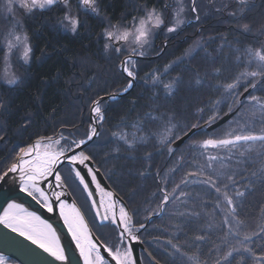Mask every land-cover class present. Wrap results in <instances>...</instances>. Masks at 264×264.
Wrapping results in <instances>:
<instances>
[{"label":"trees","instance_id":"obj_1","mask_svg":"<svg viewBox=\"0 0 264 264\" xmlns=\"http://www.w3.org/2000/svg\"><path fill=\"white\" fill-rule=\"evenodd\" d=\"M171 1L162 0V3ZM143 3L145 0H99L101 11L97 15L78 8L77 0H72L73 13L79 15L82 23L76 34L57 25L58 16L63 15L60 9L32 16L22 14L23 28L30 37L34 56L29 64L21 63L17 68L18 84L9 86L0 81V174L10 166L20 148L32 144L39 136L63 131L65 135L82 138L90 125L91 101L110 97L127 87L129 78L119 70L125 56L111 49L106 51L101 34L109 24H130L133 16L141 14L139 5ZM195 5L197 12H190L193 20L188 25L184 24L175 33L157 31L145 51L151 58H136L137 76L133 88L116 99H104L108 110L101 135L86 149L113 191L126 203L129 213H134L137 226L146 224L139 233L140 239L160 264H190L185 253L191 255L192 242L201 234L205 239L196 243L203 259H214L217 255L214 249L225 248L219 229L208 227L211 219L216 225L223 220V213L214 210L216 193L210 186L201 184L200 177L192 176L183 189L193 194L194 201H189V207L194 205L201 213L199 217L174 215L176 205L170 202L160 216L148 219L159 211L164 192L171 193L187 173L197 170V164L206 165L207 155L227 156L223 149H209L201 155L200 150L190 146L193 141L221 136L230 125L236 127L232 116L225 124L208 130L207 121L213 115L209 111L210 101H223L217 106L220 116L229 111L227 105L232 103L231 97L208 84H214L216 79H230L241 70L235 59L237 48L243 51L248 46L264 47V0H245L243 6L237 0H195ZM244 24L250 25L249 31L242 29ZM197 42L204 45L203 50L189 54L187 50ZM2 54L0 52V63ZM181 58L182 62L173 64ZM169 64L173 67L165 72ZM214 68L222 69L218 78L212 76ZM154 70L164 83L179 77L173 95H166L161 87L153 86L147 74ZM197 74L205 81L203 86L196 85ZM240 91L243 92V88ZM198 108H203L204 112H198ZM148 113L153 116L174 114L175 131L180 137L192 129L191 125L199 127L180 145H176L177 139L171 144L161 143L153 133H160L162 124L150 119ZM138 121L143 123L137 132L133 124ZM262 128L264 118L257 113L253 130L259 132ZM120 130L130 137L136 132L137 136L147 135L148 139L129 149L112 136ZM169 147L174 150L172 153ZM260 151L259 144L255 145L239 165L235 163L236 156L225 161L237 172L236 188L244 192L237 200V211L244 222L242 231L256 233L246 243L257 254L264 252V231H261L264 228V175L261 174L264 155L258 154ZM215 167L220 171L218 163ZM174 168L176 171L172 172ZM205 170L210 171L206 167ZM230 195L234 196L235 190L230 191ZM229 239L236 244L235 239ZM169 241L178 245L180 251L172 248ZM242 255L244 264H255L249 253ZM232 261L238 264L239 255L234 254Z\"/></svg>","mask_w":264,"mask_h":264},{"label":"snow or ice","instance_id":"obj_2","mask_svg":"<svg viewBox=\"0 0 264 264\" xmlns=\"http://www.w3.org/2000/svg\"><path fill=\"white\" fill-rule=\"evenodd\" d=\"M237 2L241 6L245 4V0H237ZM77 7L97 15L101 11L99 0H77ZM56 9L63 12V15L57 18V25L65 31L76 34L79 28L82 27V23L79 15L73 13L71 0H2L0 2V22L5 25L3 31H0V52L4 54L3 60L6 66H15L13 57L17 53L20 54L18 60H22L25 65L29 64L34 56L30 37L20 27L21 22L17 18L18 10L32 16L37 12L44 14ZM186 10L188 9L185 0H173L171 4L162 3V0H155L154 3L152 0H145V3L139 5L141 14L133 16L130 24L127 26L109 24L104 29L101 34L105 40L104 49L106 51L111 49L116 54L125 56L121 63L123 72L129 78V82L123 91L127 92L133 86V81L137 76L138 61L136 57L142 58L145 56V46H150L156 30L166 28L167 32L175 33L177 29L185 24L184 14ZM190 10L193 13L197 12L195 0H191ZM242 12L243 7H241V14ZM169 14L171 15V23H166ZM196 19H199L198 15ZM242 29L249 31L250 25L244 24ZM203 47V44L197 42L193 48L187 51L191 54L197 49L203 50ZM235 51L238 53L235 59L239 62L238 66L241 70L230 79L223 81L216 79V82L214 84L209 83L208 87L232 98V103L227 105L229 111L225 115L235 117L232 123L236 127L230 125L221 136L193 141L190 145L194 150H200L201 155L207 153L209 149H223L226 150L227 156L207 155L206 165L197 164V170L187 173L180 184L175 185L171 193L164 192L160 212L154 213L155 215L161 214L164 207L171 202L176 205L174 215L185 218L199 217L201 213L195 210L194 205L189 207V201H194L193 194L183 190L191 182L190 178L192 176L202 178L199 182L205 186H210L214 190L216 193L214 210L223 213V220L219 225H216L215 220L211 219L208 227L219 229L222 233L221 240L225 248L217 247L214 249V252L217 253L214 259H203V253L199 250L196 242L203 241L205 236L203 234L197 235L192 242L194 250L191 255L185 253L190 264H233L234 254L239 255L238 264H244L245 257L242 253H249L254 258L255 264H264V252L257 254L246 243L256 233L249 234L242 231L244 222L239 219L237 200L244 196V192L236 188V170L225 163L226 160L231 161L233 156L237 157L235 160L236 165L243 163L248 153H251L257 144L261 149L258 154L264 155V128L259 132L253 130L256 114L259 113L264 118V95L254 94L256 92L264 93V47L253 48L248 46L243 51L239 48ZM179 62H182V58L173 62V64ZM173 64L166 65L165 72L171 69ZM221 72V68H214L212 76L218 78ZM147 77L152 80L153 86L161 87L165 94L169 96L174 94L176 84L179 83V77L164 83L161 77L155 74V70L153 73L147 74ZM3 81L12 86L20 82V77L14 71L6 72ZM195 83L198 86H203L205 81L199 78V74H197ZM241 88H243V92L240 91ZM111 99H115V95H112ZM222 102L219 99L210 101L212 106L209 111L213 112V115L208 118L209 125L221 119L217 106ZM91 104L92 122L82 138L77 139L74 134L65 135L63 131L52 135L39 136L33 144L20 148L7 170L0 174V179H3L9 173H16L18 174L19 190L21 192L26 193L49 213H53L58 208L59 216L75 242L83 264H111L113 261L115 264H137L129 242L139 240L138 232L140 229L145 228V224L137 226L133 219L134 213H129L126 205L120 201L113 191L102 187L101 181L98 179V169L90 166L94 162V157L86 149L89 142L94 143L95 138L101 135L105 114L108 110L103 97L92 100ZM197 111L203 113L204 109L198 108ZM146 115L150 119L159 120L162 124V131L153 133V135H158L159 142L171 144L174 140L181 139L175 131L177 125L174 123V114L160 113L153 116L148 113ZM142 123L143 121H138L133 124V128L137 132L140 131ZM197 127H199L198 124L191 125L192 129ZM112 136L118 143L123 142L129 149L134 148L137 143L146 142L148 139L147 135L137 136L136 132H133L130 137L123 130L113 132ZM168 150L170 153L174 151L171 147ZM115 151L118 152L119 147ZM148 158H150V155ZM180 159L183 160V157L181 156ZM216 163L220 165V171H217ZM63 166L69 168V176L62 175ZM205 167L210 171H206ZM175 171V168L172 169V172ZM212 173L216 174L213 175ZM261 174L264 175V170ZM70 177L78 181L83 191L87 193L88 199L92 202V207L96 209V217L102 223L110 220L112 224L117 225L119 232L115 244H101L95 241L75 201L69 204L64 199L68 194V180ZM88 177H90V180ZM45 184L49 188L60 189V191H52L49 194L45 190ZM92 185H94V188L91 187ZM178 190L179 194L177 195ZM232 190H235L234 196L230 195ZM97 194L100 196L99 202L94 199ZM105 198H107V203ZM117 205H119L118 208ZM101 209H103V212ZM0 225L23 237L24 240L35 245L36 248L41 249L54 262L68 264V257L64 246L61 244L57 229L35 211H29L23 204L15 201L8 203L7 207L0 212ZM176 227L179 228L180 225L177 224ZM261 231H264V228ZM229 238L235 239L236 244H232ZM169 244L176 251H180L178 245L173 244L171 241H169ZM101 248L110 257V260L101 254ZM0 264H7L6 257L3 255H0Z\"/></svg>","mask_w":264,"mask_h":264},{"label":"water","instance_id":"obj_3","mask_svg":"<svg viewBox=\"0 0 264 264\" xmlns=\"http://www.w3.org/2000/svg\"><path fill=\"white\" fill-rule=\"evenodd\" d=\"M119 70H121V72L124 73L122 63L120 64ZM134 82L135 81H133V86H134ZM131 88L128 89L127 92L122 91L121 93L116 94L115 97L123 96L124 94L128 93L131 90ZM105 98L111 99V96L103 97V99ZM229 117H231V115H225L221 117V119H218L217 121H215L208 128L214 129L215 127L225 123V121ZM192 131L193 129L187 132V135H183L181 139H178L176 141V144H181L182 141H184L186 138L192 135L191 134ZM90 166L93 167L94 169H97L94 166V163H92ZM84 171L86 172V169ZM12 174H15V173H9L7 176L3 177V179H0V212H2L3 208L7 207L8 203L15 201L16 203L22 204L21 199H23L24 200L23 203L26 202L25 205L28 204V206H25L26 208L32 211H35L43 219H46L50 223H52L53 226L57 229V233L61 239V244L62 246H64L66 255L68 257V264H83V261L80 260L79 256L76 253H73V251L70 248L68 249V243L66 242V240L70 238V233L68 232L67 227L64 225V223L59 218H57V212H56L57 209L53 213H48L45 208H43L40 204H38L31 197L27 196L26 193H23L19 190L15 191L16 189L13 188V186L11 185L3 186V183H5V180L9 181V183L11 182ZM88 179L90 180V177H88ZM98 179L101 181L102 187H105V189L110 190V186L108 182H106L101 171L99 170H98ZM91 187L94 188V185H92ZM67 193L68 194L64 197V199H66L68 203L71 204L74 201V198L72 197V195H70L68 190H67ZM94 199L98 201V194L94 196ZM88 229L91 232L92 238L98 243H101V241L94 236L89 226H88ZM65 238L67 239L63 240ZM130 243L132 246L133 257L136 259L137 264H141V261L139 259V248H141L144 251L147 258L151 260L152 264H160L155 258H152V256L150 255L146 247H144L143 244L139 240L131 241ZM0 255H3L4 257H6V259L11 258L15 260L18 264H46V262L47 264H58V262H54L52 258L49 257L46 253H44L41 249L36 248L35 245H32L29 241L24 240L23 237L18 236L16 233H12L9 229L4 228L2 225H0Z\"/></svg>","mask_w":264,"mask_h":264},{"label":"rangeland","instance_id":"obj_4","mask_svg":"<svg viewBox=\"0 0 264 264\" xmlns=\"http://www.w3.org/2000/svg\"><path fill=\"white\" fill-rule=\"evenodd\" d=\"M173 1V0H172ZM172 1H171V3H172ZM0 2H2V0H0ZM71 2H72V0H71ZM170 3V4H171ZM185 5L187 6V9L188 10H186V12H185V14H184V20H185V25H188V22L189 21H191V20H193V18H191L190 17V15L193 13H190L191 12V10H190V8H191V0H185ZM196 6V5H195ZM22 14H24V12L22 11V10H18V12H17V18L20 20V22H21V24H20V27H22L23 28V16H22ZM194 14H196V12L194 13ZM166 23H171V15L169 14V15H167V19H166ZM0 26H1V30L0 31H3V29H4V27H5V25L1 22V24H0ZM162 29H164V32L166 33L167 32V30H166V28H161V29H158V30H156V32L157 31H159V30H162ZM23 30H24V28H23ZM178 30V29H177ZM25 31V30H24ZM70 32V31H69ZM72 33V32H71ZM159 33V32H158ZM157 34V33H156ZM155 36V35H154ZM154 36H153V38H154ZM153 38L151 39V43H152V41H153ZM113 43H115V42H113ZM151 45V44H150ZM150 48V46H148V45H146L145 46V51H147V49H149ZM3 53V52H2ZM3 55L4 54H2V60H1V66H0V81H2L3 83H4V81H3V78H4V76H5V74H6V72H12V71H14L15 72V74H18V70H17V68L18 67H20V65H21V63H23L22 62V60H18V57H19V53H17L16 54V56H14L13 57V62H14V64H15V66L13 67V66H11V65H8V66H6L5 65V62H4V60H3ZM138 58V57H137ZM142 58H151L150 56H144V57H142ZM121 64V63H120ZM119 67H120V65H119ZM6 84V83H5ZM7 85V84H6ZM133 88V87H132ZM131 88V89H132ZM121 93V92H120ZM118 94V93H117ZM114 95H116V94H114ZM246 95H247V93H246ZM118 97H121V96H118ZM118 97H115V99L116 98H118ZM109 100H113V99H110V98H108ZM91 108H92V104H91ZM226 113H228V112H226ZM91 114H92V112H91V109H90V112H89V116H90V123L92 122V120H91ZM223 116H225V114L224 115H222L221 117H223ZM232 117V116H231ZM231 117H229L227 120H229ZM227 120L225 121V122H227ZM217 121V120H216ZM213 124V123H212ZM223 124H225V123H223ZM223 124H221V125H223ZM221 125H219V126H221ZM210 126V125H209ZM208 126V127H209ZM219 126H217V127H219ZM217 127H215V128H217ZM190 130H192V129H190ZM189 130V131H190ZM208 130H213V129H209L208 128ZM189 131H187V132H189ZM195 131V129H193V131H192V133ZM187 132H185V133H187ZM185 133L183 134V135H185ZM191 133V134H192ZM182 135V136H183ZM181 136V137H182ZM192 135H190L189 137H191ZM188 137V138H189ZM188 138H186L185 140H187ZM178 140V139H177ZM184 140V141H185ZM184 141H182V142H184ZM34 143V142H33ZM32 143V144H33ZM182 144V143H181ZM31 145V144H30ZM176 145H180V144H176ZM29 146V145H28ZM27 147V146H26ZM94 163V162H93ZM95 166V165H94ZM96 167V166H95ZM97 168V167H96ZM98 169V168H97ZM7 170V169H6ZM5 170V171H6ZM99 170V169H98ZM100 171V170H99ZM102 173V172H101ZM62 175L63 176H69V168L67 167V166H63V170H62ZM102 175H103V173H102ZM103 177H104V175H103ZM104 179L106 180V178L104 177ZM107 182V181H106ZM68 184H69V187H68V192L70 193V195H72V197L74 198V201H75V204H76V206L77 207H79V209L81 210V212H82V215L84 216V218H85V220H86V222H87V224H88V226L91 228V230H92V233L94 234V236L96 237V238H98L100 241H101V243L102 244H115L116 242H117V240H118V232H119V228L117 227V225H115V224H112L111 222H110V220L109 221H104L103 223L99 220V218H97L96 217V209L95 208H93L92 207V202H91V200L90 199H88V197H87V193L85 192V191H83V189H82V186H80L79 184H78V181H75V180H73L71 177L69 178V180H68ZM109 184V183H108ZM109 186H110V184H109ZM107 190V189H106ZM110 190L111 191H113V189L111 188V186H110ZM114 192V191H113ZM115 193V192H114ZM117 196H118V198L120 199V201L121 202H123L124 203V201H123V199L120 197V195L118 194V193H115ZM99 200H100V196L98 195V201L97 202H99ZM105 202L107 203V198H105ZM125 205H126V203H124ZM119 207V205H117V208ZM126 207H127V205H126ZM128 210V209H127ZM101 211L103 212V209H101ZM158 212H160V209H159V211ZM157 212V213H158ZM161 214H159V215H155V214H153V215H151V218L152 217H157V216H160ZM151 218L150 219H148V221H150L151 220ZM147 221V222H148ZM145 226H146V224H145ZM144 229V228H143ZM141 230L142 229H140V231L138 232V235H139V233L141 232ZM139 241L143 244V242H142V240L140 239V236H139ZM130 243V242H129ZM143 246L145 247V245L143 244ZM146 249H147V247H146ZM148 250V249H147ZM149 252V251H148ZM150 253V252H149ZM151 255V254H150ZM152 256V255H151ZM152 258H154V257H152ZM139 259H140V261H141V264H152V262H151V260L149 259V258H147V256L145 255V253H144V251L141 249V248H139ZM6 261H7V264H18L15 260H13V259H11V258H8V259H6ZM12 261H14V262H12Z\"/></svg>","mask_w":264,"mask_h":264},{"label":"bare ground","instance_id":"obj_5","mask_svg":"<svg viewBox=\"0 0 264 264\" xmlns=\"http://www.w3.org/2000/svg\"><path fill=\"white\" fill-rule=\"evenodd\" d=\"M91 116H92V114H91ZM11 177H12L11 182H10L11 184L9 183V181H6V180H5V183H3V186H10V185H11V186H13V188L16 189L15 191L19 190L18 174H16V173H15V174H12ZM53 183H54V182H53ZM44 187H45V190H46L47 192H49V194H51L52 191H60V189L49 188V187L47 186V184H45ZM19 191H20V190H19ZM21 201H22V204H24V206H28V204L25 205L26 202L23 203V201H24L23 199H21ZM69 204H70V203H69ZM29 211H32V210L29 209ZM80 211H81V210H80ZM56 212H57V218H59V219L63 222L62 218L59 216V210H58V208H57ZM48 213H49V212H48ZM81 213H82V212H81ZM66 239H67V238H65V239H63V240H66ZM66 242L68 243V249L70 248V249L73 251V253H76V254L79 256L80 260L83 261L82 258H81L80 255H79V251H78V249H77L76 246H75V242H74V241L72 240V238H71V235H70V238L66 240ZM101 254H102V255H105V258L110 260V257L107 256L106 252H104L103 249H101ZM111 264H115V262L113 261V262H111Z\"/></svg>","mask_w":264,"mask_h":264}]
</instances>
